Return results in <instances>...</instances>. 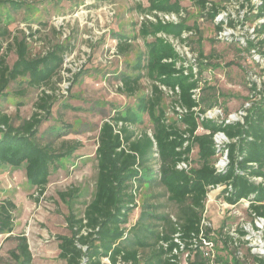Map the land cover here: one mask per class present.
<instances>
[{
    "label": "trees",
    "instance_id": "obj_1",
    "mask_svg": "<svg viewBox=\"0 0 264 264\" xmlns=\"http://www.w3.org/2000/svg\"><path fill=\"white\" fill-rule=\"evenodd\" d=\"M4 2L18 8L25 1L0 0V3ZM201 3L206 6L205 0ZM182 8L179 0H149L148 7L140 6L143 12L179 13ZM216 12L217 6L213 5L208 18H213ZM258 15L264 16V2ZM189 30L197 32L199 26L197 23L188 24L186 17L177 23L158 20L141 24L140 33L144 37L153 36V40L146 42L147 62L136 64L138 74H120L122 84L119 89L134 95L140 89V71L143 68L147 70L153 80L151 92L139 99L137 109L149 115L153 128L151 131L132 130L130 126L139 123L140 119L131 108L125 112L115 111L100 125L96 149L98 174L93 198L82 216L71 214L68 217L71 234L58 236L59 256L67 264H181L179 255L174 252L180 248L175 236L179 233L181 240H188L192 233L208 232L209 227L203 228L201 211L211 185H226L223 195L228 203L236 204L246 199L250 211L264 216V99L248 111L244 122L201 119L199 113L218 104L217 99L210 97H217L215 92L194 97V89L201 87V91H205L206 88L195 77L191 66L178 64L180 54L175 47L158 36L164 32L181 37L184 31ZM260 30L264 32V23ZM36 33L37 30L30 35L35 36ZM0 35L4 39L12 34L8 27L3 26ZM12 37L7 47L15 49L17 54L12 65L8 64L6 54L1 53L3 40L0 41V95L16 80H20L16 89L19 95L25 96L28 87L43 89L29 117H21L19 110L13 116L0 109V167L25 165L28 181L43 192L49 183L51 166L77 148L67 141H62L59 146L54 140L43 142L44 135L39 134L40 125L51 115L58 99V95L48 92L46 86L60 75L65 55L71 53L72 48L57 43L45 53L33 55L27 37ZM117 38V50L127 52L131 48L127 36L119 34ZM197 42L200 46L202 38L199 37ZM261 44H264V37ZM199 56L201 59L205 57L202 50ZM79 75L80 72L74 74V81ZM162 85L172 90L179 87L174 104L187 110L179 114L174 106L176 120H169L162 106V98L166 94ZM18 104L21 106L23 102ZM201 128L203 132H199ZM218 131H224L231 139L227 144L229 163L222 171L217 170L214 160L224 150L216 147L213 139ZM194 148L198 149L199 165L180 169V162L192 164ZM156 182L165 187L161 195L177 204V216L174 218L166 211L159 212L158 204H145L136 222L128 226L130 215L138 206L142 187L146 184L153 187ZM71 193H63V196ZM161 195L153 194L151 199ZM16 209L12 199L0 201V233H11L9 237L15 229ZM240 234L244 235L241 229ZM16 237L18 245L11 252L12 256L18 264H33L27 236L19 234ZM228 237L233 242L232 237ZM190 250L195 260L189 259V264H205L199 261V251L194 253L193 249ZM257 260L264 263L263 259Z\"/></svg>",
    "mask_w": 264,
    "mask_h": 264
},
{
    "label": "rangeland",
    "instance_id": "obj_2",
    "mask_svg": "<svg viewBox=\"0 0 264 264\" xmlns=\"http://www.w3.org/2000/svg\"><path fill=\"white\" fill-rule=\"evenodd\" d=\"M24 1L23 6L18 8L9 2L0 3V31L6 26L12 35L27 37L33 55L45 53L57 43L72 48V52L66 56V72L63 70L46 86L49 92L58 95V99L51 115L40 125L39 134L44 135L43 142L54 140L59 146L62 141H67L77 148L51 166L49 183L43 192L30 184L25 165L0 167V201L9 198L17 205L12 236L9 237L11 233H0V264H18L11 252L17 249L16 236L19 234L27 236L34 264H67L59 256L58 236L71 234L68 217L71 214L82 216L87 203L93 198L98 174L96 149L100 125L115 111L125 112L131 108L140 119L139 123L130 126L132 130L151 131L153 128L149 115L137 109L139 99L151 92L153 80L147 70L143 68L140 71V89L134 95L120 91L119 77L123 72L138 74L136 64H146V42L153 40V36L144 37L140 27L143 22L153 21L145 15H155L153 11L157 10L143 12L140 9V6L149 5L148 0ZM179 1L183 7L180 11L183 12L182 17H186L188 24L197 23L199 26V31L188 38L189 44L197 53L202 50L204 58H207V62L201 57L198 61V78L202 87L206 88L201 93L207 96L215 92L217 97H210L218 100L217 105L221 106L227 117L243 108L251 111L261 104L264 99V69L252 56L259 54L264 57V44L258 37L249 38L245 27H251L250 32L252 26H259L258 20L264 16L258 14L264 0H205V4L211 2L226 9L237 19L236 40L231 42L216 38V28L209 16H205L206 6L202 5L201 0ZM36 30L35 36H31L30 32ZM119 34L127 36L131 44L125 53L116 51ZM162 34L165 33L160 32L158 36L172 45V40L178 38L174 35L163 37ZM12 35L4 39L0 35V41L3 40L1 53L6 54L10 65L17 59L15 49H7L13 40ZM199 37L202 38L200 46L197 42ZM180 44L181 52L184 48L181 41ZM181 62L193 64L189 58L180 56ZM70 72H80L76 81L70 77ZM19 84L20 80L12 81L5 93L0 95V109L13 116L19 110L21 117H29L35 110V102L43 87H28L26 95L22 96L16 90ZM65 85H69L68 92H65ZM209 86L215 89H209ZM175 99L176 96L167 92L162 98V106L169 120L177 118ZM20 102L23 105L19 106ZM219 158L220 154L214 160L218 161ZM191 159L189 168L199 165L197 148L193 149ZM223 190L210 191L201 211L202 218L208 222L207 235L212 246L210 256L200 254L199 261L205 264H252L254 258L246 243L242 239L240 241V229L253 221L249 205L244 201L234 206L228 205L224 201ZM69 191H72L70 195L63 196ZM163 192L165 187L158 182L153 187L144 185L128 226L136 222L145 204H158L159 212L166 211L175 218L179 208L161 195ZM153 194L161 196L151 199ZM233 232L238 245H234L228 237ZM237 247L243 252L242 257L237 253ZM178 255L181 264H189V259L195 260L188 249L180 251ZM104 261L108 262L106 259Z\"/></svg>",
    "mask_w": 264,
    "mask_h": 264
},
{
    "label": "built area",
    "instance_id": "obj_3",
    "mask_svg": "<svg viewBox=\"0 0 264 264\" xmlns=\"http://www.w3.org/2000/svg\"><path fill=\"white\" fill-rule=\"evenodd\" d=\"M213 6V4L211 2H208L206 4V10L204 11L205 16H208V11L210 10V8ZM155 12V15L152 14H146L145 16L148 17L149 19L153 20V21H158L161 20L163 23H167V22H174L177 23L180 21L183 12H179V13H175V12H164V11H153ZM181 16V17H180ZM233 14H229V12L226 9L223 8H219L217 6V12L215 13L213 18H210L216 28L215 34H216V38L217 39H221L223 41H227V42H231V41H235L236 39V35L237 32L236 29H238V27L236 26V21L237 19H234ZM203 20V18H202ZM259 26L255 27L252 26L251 31L249 32V29L251 27L246 26V32H248L250 34L249 38L251 39H256L257 37L262 39L264 37V32H261L260 28L262 26V24L264 23V17L259 18ZM232 22V23H231ZM219 26V28H218ZM240 26V25H239ZM197 32L196 30H189V31H184L181 37H178L177 39L172 40L173 41V45L174 47H176V50L179 52L181 57L184 58H189V60L193 63H187V62H181V64H184L185 66H191L194 72V75L196 78H198V66H199V53L195 52L192 50L191 48V44H189V40L188 38H190L191 35H195ZM163 37H171L170 35H166V34H162ZM242 39V38H241ZM181 43H183V51L180 52L181 49ZM242 43V42H241ZM178 47V49H177ZM264 48V45L262 46ZM116 51H118L116 49ZM255 51V50H253ZM70 54V53H67ZM67 54L65 55V60L63 63V68L61 70V72L64 70V72H66V63H67ZM252 56V54H251ZM253 59L257 62V63H261V67L262 69H264V60H261V57L259 54H254ZM204 62H207V58L202 59ZM178 64H180L178 62ZM186 73H188V71H185ZM72 75L70 76L72 79L74 78V74L76 72H70ZM63 75V73H62ZM64 76V75H63ZM70 81H72L70 79ZM201 82V80H200ZM70 84V82H69ZM122 84V83H121ZM165 92H167L170 95H174L177 97V93H179V87H176V90H172L170 88H167L166 86L162 85L161 86ZM65 92H68L69 90V85H65ZM49 92V90H48ZM194 92V97H198L201 94V87H198L196 89L193 90ZM175 109L176 111H178L179 114H182L183 112H185L187 109L179 106V105H175ZM194 109L198 110V107H195ZM248 110L247 108H243L241 110H239L237 113H233V114H229V116H225V113L223 111V109L221 108V106L219 105H215L211 108H208L205 112L203 113H199L200 118L204 119H213L219 122H225V123H229V122H234V121H240V122H244V117L247 115ZM202 129V128H201ZM214 142L216 147H218L219 149H224L223 151L219 152L218 154H220V158L218 161H215V166L217 168L218 171H222L226 168V166L229 163V157H228V147L227 144L231 141V139L226 135V133L224 131H218L214 134L213 136ZM178 167L180 169H189V164L187 162H180L178 164ZM257 181L261 180V178H256ZM210 191L212 190H219V189H225L226 185H222V184H217V185H211L210 187ZM231 188V186L229 187ZM209 191V192H210ZM209 194V193H208ZM228 205L230 206H234L235 204H230L228 203L226 200H224ZM247 202L249 205L248 200L246 199H242L240 202ZM253 217V221L249 222V224L247 226H244V229L241 228V230L244 231V235H240V241L241 239L246 243L247 249L249 251V253L251 254V256L254 258V262H252V264H261V262L257 259H263L264 260V216L261 215H257L256 213L250 211ZM202 225L203 228L205 227H209L208 226V222L205 221V218H203L202 220ZM232 235H230V237H232L233 243L234 245H238V240H237V236H235L236 234L233 232L231 233ZM179 233L176 234L175 236V241L179 243L180 248H176L174 250V252L176 254H179L180 251L184 250V249H188L190 250L193 249L194 253H196V251H199L200 254L204 255V256H210V251H211V246H212V241L211 239L208 237L207 232L205 230H201V232L197 235L195 233H192L191 238H189L188 240H181L178 237ZM211 245V246H210ZM237 253L242 257L243 256V252L240 250L239 247ZM191 251V250H190ZM120 264V263H118ZM264 264V263H263Z\"/></svg>",
    "mask_w": 264,
    "mask_h": 264
},
{
    "label": "crops",
    "instance_id": "obj_4",
    "mask_svg": "<svg viewBox=\"0 0 264 264\" xmlns=\"http://www.w3.org/2000/svg\"><path fill=\"white\" fill-rule=\"evenodd\" d=\"M148 2H149V0H148ZM206 4H207V3H206ZM148 6H149V5H148ZM148 6H147V7H148ZM166 12H167V11H166ZM163 33H164V32H163ZM165 34H166V33H165ZM166 35H168V34H166ZM170 36H171V35H170ZM59 252H60V251H59ZM33 264H34V262H33Z\"/></svg>",
    "mask_w": 264,
    "mask_h": 264
}]
</instances>
